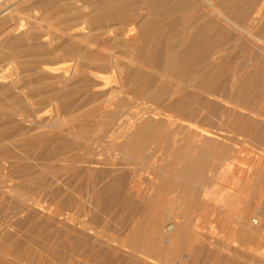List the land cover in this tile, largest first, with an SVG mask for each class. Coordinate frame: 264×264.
<instances>
[{"label":"bare ground","instance_id":"obj_1","mask_svg":"<svg viewBox=\"0 0 264 264\" xmlns=\"http://www.w3.org/2000/svg\"><path fill=\"white\" fill-rule=\"evenodd\" d=\"M78 1L79 0H0V32L2 30H4V28L8 27L11 23L14 24V22H16L15 23L16 28H12L10 26L13 30L11 29V30L7 31V33H5V34L3 33L4 35L2 37H0V53H1L0 64H1V62H3L2 64H5V62L7 61V67L5 66L6 64L3 65L6 68L0 67V74H4L7 71H9V73L15 74V77H12V78H7V79L0 78V92L5 93L8 90L10 91L6 97L0 98V103L2 104V105H0V151H3L2 149H4V150H10L11 149L12 150V148L9 147L12 145L11 147H14V149H15V147H20L21 148L20 150L22 152H27V154H29L31 152L33 153V151H35V150H38V152L39 151L47 152V153L50 152V154H52L51 152H53V154L56 155V158L60 152H62L63 154L67 153V155H68V152L71 153L73 151L74 157L79 158L82 156H86V159L89 158L88 162L92 164V165H90L92 167L95 165H99V164L100 165H107V166H109V165L110 166L111 165L112 166L120 165L121 167H124V170L119 175L117 174L118 176H116L114 174L115 177L113 176V179L110 176H112V173L115 172V167H112V168H114V170L110 169L111 170L110 172L113 171L111 174H110V172H108L107 175H105L106 173L104 174L105 176H108L109 179L107 180V182L105 181L106 184H104L103 190L109 191V193H110V190L114 189V187L116 185L123 184L124 187L126 185L125 188H128V190L135 197L136 201L138 199L139 201H143V205L145 203V205L147 206V208L149 210V211L147 210L148 212H151V210L157 211L156 207H154L155 201L153 202V198L157 194L158 195L163 194V192H161V191H163L162 190L163 187H161V189L159 188L160 193L158 191V193L157 192L154 193L155 195L151 193L150 196H148L146 184H147V181L150 182L151 179H153V178L152 177H151V179H147V178L154 175V174L150 175V173H157L156 177H158V179L160 177H163V176L165 177L166 175H163V174H166V173H164V169L166 170V167L170 166V168L173 167V170L170 169L169 173L172 172L174 177L176 176L175 177L176 179L179 177L178 180H176V179L174 180V178L172 176H171L172 177L171 178L168 175L169 173L167 174L172 179V180H170V182L172 184L171 186L173 187V185H174V187L178 186L179 188H182V192L185 191L187 193V197L189 198V201H191V202H193L195 200L198 201L199 199L197 200V198H196L199 196V195L196 196L198 188L196 189V187H194L193 185L196 182L197 183H199L200 181L202 183L204 182L202 179H203V177L206 176V175L203 176V173H204V170L208 167V163L205 162L207 160L204 161L203 160L204 158L202 159L201 157L200 158L196 157L194 155V151L195 152H198V151H196V148H194V147H192V149H191V147H190L191 145H189L188 142H186V143L184 142L185 144H183V142L180 141L181 140L180 139L179 143L177 141H176L177 142L176 143L175 142L176 139H174L173 137L172 138L174 140L168 139V138H171V137H168L169 135L167 136L168 138L165 137L167 139H165L164 137L163 138L156 137L155 134L159 132V131H157L156 128L158 126L162 127V125H159L157 122L158 126H156V128H154V126L151 125L150 123H146V121H144V118H147L146 120L156 122L155 120L158 121L161 117L159 112L152 111L151 109H149L150 111H143L142 112L140 110V112H139L136 109L139 113L138 112L134 113L135 109L133 110V108H132V111L124 113L125 112L124 110L126 107H124V109H122L123 111L119 110V107H120V105H122L124 103L126 96L121 97V99L118 101V103L114 107H109L112 104L111 99L112 98L114 99L113 96H115L116 93L122 92V90L125 91L124 88H127L126 90H128L130 87V90H131L134 88V86H135V89H133L132 92L133 91L136 92V94L139 95L140 97H148L151 94L156 95V96H159V95L163 96V95H165L163 92L165 90V88L162 85L163 84L165 85V83H167L166 79H168V76L170 79L172 78L171 80H168V81H170V82H168V84H170V83L173 84V85L172 84L169 85V86H172L171 92H174L173 90H175L176 88H177V90L180 91L181 85H182V87H183V85L186 86V84L188 82H189L188 84H190V85L193 84L194 80L197 78L198 75H200V77L202 75V78L199 79L200 81H198V79H196L198 81V83L196 85L194 84V87L197 86L196 88H198L197 91L199 89H200V91L201 90H204V91L205 90H207V91L208 90L209 91L215 90V89H213V82L215 81V79L218 76H220L221 74H223L224 69L228 68L230 70V68H231V66H229V63H226V64L224 63V62H228V61H225V59H224L225 57L223 55V54H225L224 53L225 50L227 51L228 48L229 47L231 48V45H232V43H231V45L228 44L229 40H231V38L229 36L230 30L231 31L233 30L230 28H234V30L237 29V32L239 33V35L240 34L244 35V34H247L249 32H252L250 29L255 27V25L257 23L261 22L262 18L264 17V0H82L83 1L82 3H81V1H80V3H77ZM102 22H108V23L104 24ZM263 23L264 22H262V24ZM116 24L118 26L120 25L121 28H123V27L124 28L122 30L120 29V31H117V30H115V28H120V26L117 27ZM262 24L259 23L258 30H257V28H254L255 31L257 30L258 33H261V36L258 35L259 38L260 37L262 38V31H264V30H261V32H259L260 28L261 29L263 28ZM114 25H116V26H114ZM191 28L193 29V31ZM254 29H252V30H254ZM232 33L233 32H231V34ZM252 33H249V34L252 35ZM233 35H235V34H233ZM253 35L255 36V34H253ZM118 39H122V42L119 41V42H121L119 44L122 45V47H123L121 49H125L127 52H129V54H127V53L126 54L129 56L130 59L129 58L127 59V57L125 56L126 60H129V62L126 61L127 64L122 63L123 64L122 65L121 63H119L120 59H117V52L115 50H113L111 45H110L111 47H108V46H105L104 44L102 45V43H98L96 41V40H99V41H102L103 43L108 42V44H110L109 42L115 43L114 40L118 41ZM243 39H245V38H243ZM256 41H258V40H256ZM263 41H261V43ZM119 44H118V46H120ZM234 44H237V42ZM114 45L115 44H113V47H115ZM116 46H117V44H116ZM262 46L264 47V45H262ZM234 47H236V46H234ZM4 50H9L10 54L9 55H7L6 53L2 54V52ZM124 53L125 52H123L122 54H124ZM227 53H228V51H227ZM230 54H231V52H230ZM13 55H15V56H13ZM232 55H234V54H232ZM122 56H124V55H122ZM235 56H236V54H235ZM125 57H124V60H125ZM231 58L232 57H230V59ZM233 58L231 59L232 61H233ZM238 58H240V57H238ZM67 59H73L74 60L73 61V68L69 72L66 69H64V67L67 64ZM226 59H227V56H226ZM2 60H4L5 62ZM49 60H52L51 62H53V63L51 64L49 62ZM53 60H55V61H53ZM59 60H62V61H59ZM122 60H123V58H122ZM261 60H263V59H261ZM245 62H246V60H245ZM258 63L260 64L261 62L258 61ZM227 64H228V67H227ZM261 64H263V66H264V61ZM225 65H226V68H224ZM241 66H243V65H241ZM258 66H260V65H258ZM173 67L175 68V70H173ZM261 67H260V69H261ZM233 68H234V66H233ZM228 69H227V71H228ZM256 69H259V67L258 68L256 67ZM253 71L257 72V70H253ZM258 71H260V70H258ZM233 72L234 71L232 70V73ZM262 72H264V71L262 70ZM261 73L259 72V75ZM172 74H175L176 76L172 75ZM246 74L244 72V75H246ZM253 75H251V76H253L251 78L253 81L248 79V80L252 81V85H254L255 88H256V86H262L258 82V80L259 81L261 80V79H258V77H259V76H257L258 72L256 73V75L255 74H253ZM262 75H264V74H262ZM203 76H204V78H203ZM248 77L249 76H247V78ZM158 79H160V81L162 82L161 84H158V83L156 84V81ZM262 79H263V77H262ZM165 80H166V82H165ZM172 80L175 82L174 83L171 82ZM163 82H165V83H163ZM235 82H236V79H235ZM235 82L233 81V83H235ZM242 82H243V79H242ZM242 82H240V83H242ZM244 82H245V80H244ZM238 83H237V85H238ZM243 83L241 84L242 86H243ZM256 83H258V85H256ZM248 84H250V83H248ZM248 84H246V85L249 86ZM160 85H161L163 93L161 92V88L159 87ZM131 87H133V88H131ZM187 87H188V85H187ZM211 87L213 90L211 89ZM249 87H252V86H249ZM157 88L159 91H157V93H156ZM163 88H164V90H163ZM171 88L169 90H171ZM182 89H184V88H182ZM186 89H184L185 92H186ZM130 90H128L129 93H131ZM169 90L168 89L165 90L166 95H167V92H170ZM177 90H175V91L177 92ZM248 90H250V89H248ZM134 92H133V94H134ZM122 93H124V92H122ZM198 93H200V92H198ZM212 93H214V92H212ZM118 95H116V96L118 97ZM188 95H189V93H188ZM170 96H171V94H170ZM196 96H198V94H196ZM136 97H134V98H136ZM167 97H169V95ZM251 97H252V95H251ZM159 98L160 97L155 98V99H159ZM162 98L165 99V97H162ZM180 98H182V97H180ZM188 98L189 97L187 96V100H188ZM262 98L264 99V97H262ZM133 100H135V99H133ZM172 100L174 101V99H172ZM178 100H177V102H178ZM139 101H140V99H139ZM158 101H161V100H158ZM180 101H181V99H180ZM185 101H186V98H185ZM192 101H193V99H192ZM148 102H150V101H148ZM175 102L176 101H174V103ZM177 102H176V104L178 106ZM183 102H184V100H183ZM190 102H191V100H190ZM233 102H235V101H233ZM126 103H127V101H125V106L130 105V104L126 105ZM153 103H155V102H153ZM160 103H162V101ZM181 103H182V101L180 102V104ZM184 103H187V102H184ZM184 103H182V104H184ZM188 103H189V101H188ZM231 103H232V101H231ZM59 104H60V106H59ZM242 104L245 105L246 103L244 102ZM87 105L90 107L89 109L81 108V107L87 106ZM186 105L187 104H185V107H186ZM192 105H194V104H192ZM170 106H171V104L169 105V107ZM148 107H150V105ZM148 107H146V108H148ZM179 107H181V106H179ZM182 107H184V106H182ZM190 107H192V106H190ZM55 108H56L58 114L55 115L56 117H55L54 122H56V118L58 116V118H57L58 122L57 123H58V125H61L60 128L64 129L65 132L62 129H60L64 132L63 134L61 133V131L59 132V130H58V132L56 131L57 126L55 128H53L51 126L52 128L50 127V129H45L46 128L45 127L44 128L45 131H40L39 130V129H41L40 127H39V129L37 128L38 130L35 129L36 131L33 130L34 129L33 128L32 131H35L34 133L26 134L29 131L26 132L25 130L29 127L30 124H32V123H29L32 120L31 119L28 120V117L29 118H36V116L37 115L39 116V114L41 117V112H42V114H45V116L49 117L48 114H52L51 112ZM121 108L122 107H120V109ZM60 109H61V111H63V113H64L63 115H62V112H61V114H59ZM78 109H80V111L84 109V111L86 110V112H84L83 114L81 113L82 115L81 114L80 115H75V114L73 115V112L74 111L76 112V110H78ZM143 109L147 110V109H145V107H143ZM184 109H187V108H184ZM188 109L190 111L191 108H188ZM180 110L181 109H179V111ZM120 111H122L124 114L120 115ZM131 116L132 117L137 116V117L132 118V119H134V122H135V118L143 119V122L145 124H143V125L140 124V126H138V123H142V122H141V120L138 122V120L136 119L137 120L136 124L138 127L135 128L136 125L132 124V122H133V120H132L130 123L132 124V126H134V128L130 127L131 124L128 123L129 124V125H127L128 129L125 131L119 132L117 130V127L120 125L122 126V124L125 121H127L128 119L130 120ZM47 117L44 119H47ZM50 118H51V116H50ZM223 118H225V117H223ZM178 119H179V117H178ZM165 120H167V119H165ZM25 121L29 123L28 126L26 125ZM35 121H36V119H35ZM159 122H164V120L163 121L159 120ZM38 124H40V123L38 122ZM125 124H127V123H124V125ZM33 126H35V128H36V125H33ZM33 126H31V128ZM128 126L130 127V129L132 128L133 130L132 129L129 130ZM192 127H194V126H192ZM23 129H24V131H23ZM118 129L122 130L121 128H118ZM123 129H125L124 126H123ZM245 129H246V127H245ZM114 130H117L119 133L117 135H115L117 131H114ZM160 130H163V127ZM166 130H169V128L168 129L166 128ZM170 130H169V132H170ZM198 131L200 134H206L207 138H208V136L211 137L212 139L214 138V136L212 137L207 132H204V129L198 130ZM66 132H67V134L65 135ZM166 132H168V131H166ZM173 132L174 131L172 129L171 134ZM175 132L177 133V131H175ZM69 134H70V136H69ZM197 134H198V132H197ZM158 135H159V133H158ZM211 138H210V141L212 142L213 140H211ZM186 140H187V138H186ZM198 140H199V138H198ZM180 142H182V143H180ZM193 142H194V140H193ZM193 146H194V144H193ZM196 146H198V144H196ZM210 146H211V148H212V146L214 147V145H210ZM193 148H194V150H193ZM215 148H216V146H215ZM215 148H214V150H215ZM222 149H223V147H222ZM223 150H226V149H223ZM223 150H221V152H219V153H221L220 155H222ZM228 150H230V149H228ZM54 151H55V153H54ZM226 152H228V151H226ZM56 153H58V155ZM62 153H60V155ZM215 153L216 152H214V154ZM63 154H62V156H63ZM198 154H200V153H198ZM202 154H203V152H201V155ZM205 154H207V152H205ZM6 155H7V153H6ZM42 155H45V153ZM46 155H48V154H46ZM70 155H72V153ZM70 155H68V157ZM218 155L219 154L217 153L216 156H218ZM157 156H158V159L156 158ZM207 156L209 157L208 154H207ZM225 156L226 155H224L223 157H225ZM20 157H21V155H20ZM27 157H28V155H27ZM160 157L162 159L168 158L167 161L165 159L162 161V159H161L162 162L160 161L161 163L159 164L161 166H159L157 163H155V161L158 162V160H160ZM223 157H221V158H223ZM64 158H65V155H64ZM69 158H71V157H69ZM82 158L84 159V157H82ZM83 159H81V160H83ZM205 159H206V157H205ZM214 159L216 161L217 158L215 157ZM225 159H221V160H225ZM221 160L219 159V161H221ZM211 161H214V160L212 159ZM88 162L86 161V163H88ZM176 162L182 164L181 165L182 167L176 166ZM79 163H81V162H79ZM77 164H78V161H77ZM156 165L158 167H156ZM222 165H223V161H222ZM0 166L2 167V165H0ZM217 166H218V164H217ZM217 166H215V167L212 166V168L214 167V169H215ZM75 167H79V164H78V166L76 165ZM155 167L157 169L154 171L153 169H155ZM18 168H19V166H18ZM11 169H12V166H11ZM14 170H15V168H14ZM104 170H102V171H104ZM167 170H169V169H167ZM167 170H166V172H167ZM209 171H211V170H209ZM81 172H83V171H81ZM207 172H208V169H207ZM225 172H226V170H225ZM0 173L3 174L2 172H0ZM160 173H162L161 176H160ZM91 174H93V173H91ZM109 174H110V176H109ZM148 174L150 176H147ZM211 174L213 176V173H211ZM87 175H89V173ZM101 176H102V174H101ZM101 176H99V177H101ZM87 177H89V176H87ZM91 177H93V176H91ZM12 178H14V177H12ZM90 179H92V178H90ZM160 179H162V178H160ZM165 179H167V178H165ZM88 180H89V178H88ZM164 180L163 181L160 180L161 184L163 182L165 184H167V182H169V179H167L168 181H166V182ZM204 180H205V178H204ZM99 181L100 180H98V182ZM153 181H154V179H153ZM239 181H241V180H239ZM7 182L8 181L3 176L0 175V183L1 184L6 183V185H7ZM81 182H83V181H81ZM88 182H89V184H87V185L90 186V184L92 182L90 183V180ZM100 182H102V181H100ZM237 182H238V180H237ZM150 183H152V181ZM164 183L162 185H159V184H157V185L158 186H166V185H164ZM197 183H196V185H197ZM239 183H241V182H239ZM1 184H0V192L4 188V187L2 188ZM206 184H207V182H206ZM249 184H250V182H249ZM75 185H77V184H75ZM169 185L170 184H168V186ZM201 185H203V184H200V186ZM92 186H94V185H92ZM151 186L149 187L150 189H151ZM168 186H167V188H168ZM197 187H198V185H197ZM80 188H82V187L79 186V189ZM167 188H165V189H167ZM248 188H249V186H248ZM8 189H10V188H8ZM92 189H93V187H92ZM168 189H170V188H168ZM176 189H178V188H176ZM203 190H206V189L203 188ZM4 191H6V193L9 192V190H8V192H7V190H4ZM3 192H1V193L3 194ZM149 192H150V190H149ZM166 192L164 191V194ZM127 193H126V195H127ZM131 193H130V195L132 196ZM152 195H154V196L152 197ZM235 197L237 199V196H235ZM155 199H157V198L155 197L154 200ZM158 199L160 200L161 198H158ZM158 199H157V201H159ZM168 199H169V197H168ZM193 199H195V200H193ZM162 200L159 202L163 203ZM166 200L167 199L164 198V201H166ZM159 202H157V204H159ZM169 202H167L165 204H170L171 202L170 203ZM191 202H189V203H191ZM201 203H202V201H201ZM138 204H139V202H138ZM157 204H156V206H157ZM193 204H194L193 205V207H194L196 203L193 202ZM203 204H206V203H204V201H203ZM160 206H161V204L158 206V208ZM172 206H170V207H172ZM144 207L145 206H143V207L141 206V210H143ZM203 207L205 209V205H203ZM164 208H166V207L164 206ZM198 208H201V204L199 205ZM191 209H192V206H191ZM191 209L189 211L192 213H190L189 215H191V214L193 215L194 213L196 215V213L198 211L194 212V211H191ZM195 209L196 208H194V210ZM204 209H202V210L204 211ZM141 210H138V211H141ZM156 211H155V213H156ZM142 212H144V210ZM136 213H137L136 215L138 216V215H140L139 213H141V212H136ZM180 213H181V211H180ZM145 214H147V213H145ZM157 214H158V212L156 213V215ZM185 214H187V213H185ZM192 215L189 216L192 218V219L190 218L191 219L190 222L188 220L189 217L187 218V220L189 223H191V224L195 225V227H197L196 226L197 223H195V221H194L195 224L193 222H191L192 220L195 219V215L193 216L194 218L192 217ZM141 216L142 215L139 216L140 219L142 218ZM145 216H147V215H145ZM185 216L187 217V215H185ZM200 216H201V214H200ZM133 218H138V217L134 216ZM145 218H148V217H145ZM143 219L144 218H142L141 221L139 220V222H138V220L134 219L138 222V224L134 220L133 221L131 220V222L135 223L136 225L133 224L135 226L132 228L131 232L126 234V236L121 238V239L116 238L117 236L114 237L112 234L111 235L105 234L104 232H103V234L105 235V237L106 236L109 237L107 240H110L111 243L114 242L115 245H116V243L118 244L117 246L126 247L127 251L129 249L132 251L133 254L137 253L136 256L140 254V255H143L142 258L144 256H146V258H150V259L154 260V262L151 261V262H153V264L154 263L155 264H164V263H166V264L172 263L173 264V262H175L178 259H180L182 262V261H184V259H182L183 254L181 253V251L184 248H189V247H190L189 248L190 252L192 250H194L193 248L196 245L193 241V237H191V238L188 237L190 239V241L192 240L191 241L192 244L189 242V239H188V241L187 240L184 241V238H185L184 236H186V233L187 232L191 233L190 230H192V229H188L189 227L191 228V226L187 227V229L189 231H187L186 233L184 232L185 235L183 236V231H186L184 229L186 228V226L189 223L185 224L186 222H184V221H183L184 223L182 222L183 224L178 223V226H179L178 229L176 231H174L173 233L171 232V234L169 235V241H170L169 245L163 246L164 234L160 228V225L157 223L158 221H160L158 219V217L155 216L154 220L153 221L151 220V222L149 220V222L152 223V224L149 223L150 224L149 226L152 225L151 226L152 228L150 227V230L147 229V228H149L148 223H147V225L143 224V222H145L147 219H145V221H143ZM184 220H186L185 217H184ZM140 222H142V223H140ZM145 226L146 227L148 226V227L145 228ZM174 227H176V226H174ZM174 227H173V225H171V226L169 225L167 227V230H172V228H174ZM245 227L243 225V227H241V229L239 228L240 231H238V233H239L238 235H239L240 241H241V244L239 245V247L243 248V251L241 250L242 252H244L246 254H250L251 251H254V249H252V246H251L252 245L251 240L254 239L253 237H254V235L256 236V234L254 233V231L252 232L251 230H249ZM38 229H39V227H38ZM38 229H35V230H38ZM41 231H42V229H41ZM31 232H33L32 229H31ZM37 232H36V234H37ZM99 232H102V230H100ZM193 233H194V231H192V234ZM40 235H42V234H40ZM98 235H100V234H98ZM44 236H46V235H44ZM39 238L40 237H38V239ZM51 238H53V237H51ZM102 238H104V237H102ZM32 239L33 238H31V241H33ZM44 239H45V237H44ZM60 240H62V239H60ZM232 240H234V238ZM37 241H39V240H37ZM37 241H36V243H37ZM44 241L42 243H44ZM183 241L185 243H189L188 244L189 246L187 245L188 246L187 247ZM34 242L35 241H33V243ZM176 244H178V246ZM193 245H195V246H193ZM23 246H25V245H23ZM62 247H63V245H62ZM20 248H22V247H20ZM31 249H30V251H31ZM16 252L17 251H15V253ZM107 253H108V251H107ZM195 253H196V251H195ZM31 254L32 253L30 252V255ZM192 254H194V253H192ZM27 256H29V255H27ZM130 256L134 257V255H132V254ZM196 256H198V255H196ZM139 257H141V256L137 257L139 260H137L136 263H134V264H137V263L138 264H148V263L151 264V262H149L148 259L143 260ZM194 260L196 261V259H194ZM125 263L128 264L127 262H125ZM117 264H119V263H117Z\"/></svg>","mask_w":264,"mask_h":264},{"label":"rangeland","instance_id":"obj_2","mask_svg":"<svg viewBox=\"0 0 264 264\" xmlns=\"http://www.w3.org/2000/svg\"><path fill=\"white\" fill-rule=\"evenodd\" d=\"M80 1H81V3L83 2L82 0H79L77 3H80ZM262 22H264V17L262 18V21L259 23L262 24ZM15 23L16 22H14V24L11 23L8 27L4 28V30H2L0 32V37H2L5 33H7V31L11 30L12 28H16ZM102 23L105 24L108 22H102ZM259 23H257L255 25V27H253L252 29L257 28V30H258ZM116 25H114V26H116ZM119 26L117 25V27H119ZM262 27L263 28L262 29L260 28L259 32H261V30H264V23L262 24ZM123 28H121V26H120V28H115V30L120 31V29L122 30ZM230 29L234 30V28H230ZM252 29H250V30L253 33L249 32V33H252V35L249 33L244 34V35L243 34L239 35V33L237 32V29H235L234 31L230 30L229 36H230L231 40H229L228 44L231 45V43H232V45H231V48L229 47L227 50L229 54L225 50V52H224L225 54H223V55L225 57L224 58L225 61H228V62H224V63L225 64L229 63V66H231L232 69L229 67L230 68V70H229L228 68H226V65L224 66V68H226V69H224V71L225 70L226 71L225 72L223 71V74L218 76L217 77L218 79L217 78L215 79V81H214L215 83L213 82V89H215V90H213L211 87V89L213 91H211V90L210 91L209 90L208 91L207 90H205V91L201 90L200 91V89L197 91L198 88H196L197 86L194 87V84L196 85L198 83V81H200L199 79L202 78V75H201V77H200V75H198L196 78V79H198V81L195 79L193 84H191V85L188 84L189 82L186 84V86L183 85V87H182V85H181L180 91L177 90V88L175 89V90H177L178 93L175 90H173L174 92H171L172 86H169V85H171L172 83L168 84V82H170L168 80H171L172 78L170 79L168 76V79H166L167 83H165L166 82V80H165V82H163V83H165V85L164 84L162 85V86H164L165 90H167V89L169 90L171 88V90H169L170 92H167V95L165 93L166 91L163 88V90H164L163 92L165 94V95L162 94L163 96H161V95L156 96V95L151 94L148 97H140L134 91H133L134 92V94H133L132 90L135 89V86H134V88L131 87L133 89L130 90V87L128 89V90H130L131 93H129V91L126 90L127 88H124L125 91L122 90V92H124L125 94L122 92H118L115 94V96H113L114 99L113 98L111 99L112 104L109 107H114V106H116L118 101L121 99V97L126 96L125 97V101H127L126 105L130 104L131 106L130 105H129L130 107L125 106V101H124V103H123L124 105L123 104L120 105V107H122V108L120 109V107H119V110H122V109H124V107H126L124 110L125 111L124 113L132 111V108H133V110L135 109L134 113L135 112L137 113L138 111L140 112V110L142 112L143 111H150L149 109H151L152 111L159 112V114L161 115L159 120L160 121L164 120V122H159V120L158 121L155 120L156 122H152V121L146 120L147 118H144V121H146V123H150L151 125H153L154 128H156V126H158V124L162 125L163 130H160V129H162L161 126H158L156 128L157 131H159L158 132L159 135H158V133L155 134L156 137H158V138L164 137L165 138L169 135L168 137H171V138H168V137L167 138L170 140L174 138V139H176L175 142L177 141L179 143L180 139H181L180 141H182L183 144L188 142V144L191 145L190 146L191 149H192V147H194V148H196V151H198V152L194 151V155L196 157H198V158L201 157L202 159L204 158L203 159L204 161L207 160L205 162L208 163L209 168L207 167L204 170L203 176L206 175L202 179L204 182L203 183L201 181L199 183L196 182L198 187H197L196 183H194V185H193L194 187H196V189L198 188L200 190L199 191L197 189V195H196V196L199 195L198 197H196L197 200L198 199L199 200L196 201L195 199H193V200H195L193 202L196 203L194 207H193V205H194L193 202L189 201V198L187 197V193L184 190L183 191L185 193L182 192V188L175 186L176 188H178V189H176L174 187V185H173L174 188L171 186L172 185L170 182V180H172L171 178L173 177L174 180L176 179L175 178L176 176L174 177L172 172L169 173L170 169L173 170V167H171V168H170V166L166 167V170L169 169V170H167V172L164 169V173H166V174H163V175H166L165 177L164 176L160 177L163 173L162 172L163 170L161 171L162 173H160L159 177L162 179H160V178L158 179V177H156L157 173H150V175L154 174L153 176H150L149 174L147 175V176H150L147 179H151V177L154 179V181H153V179H151L152 183H150L151 181L150 182L147 181L146 186H147V193H148L147 195L148 196H150L151 193L152 194H154L155 192L158 193V191L161 189V187H163L165 189V188H167L168 184H170L168 186V188H170V189L167 188L164 190L162 188L163 191H161V192H163V194H164V191L165 192L167 191L164 195L163 194H161V195L157 194L155 196L157 199L161 198L160 200L158 199L159 201H161L163 199L162 200L163 203L157 201V199L154 200L155 197L153 198V202L155 201L154 207H156V209H157V211L156 210L155 211H156V213L158 212V214H159V215L158 214L156 215L154 210L153 211L151 210V212H148L149 210H148L147 206L145 205V203L143 205V201H139L138 199L136 201L135 197L128 190V188H125L126 185H125V187L123 184L116 185L117 187L115 186L114 189L110 190V193H109V191L103 190L104 184H106L107 180L109 179V177L105 176V175H107V173L110 172L111 170H114V168H112V167H115V172H113V171H112L113 173L110 172V174L112 173V176H110V174H109V176L112 179H113V176L114 177H115V175L118 176L124 170V167H121L120 165H117V166L116 165H114V166L109 165V166H107V165H100L99 164V165H95L96 167L95 166L92 167V166H90L92 164L88 162V160H89L88 157H87L88 159H86V156H82V157H84V159L82 157H79V158L74 157L73 151L71 152L73 156L70 155L71 153L68 152V155H70L69 157H71V158L68 157L67 153L63 154L62 152H60V153H62L63 156H62V154L60 155V153L58 152L59 155H58V153H56L58 155L56 158V155L53 154V152H51L53 154L52 155V154H50V152L49 153L41 152V151L38 152V150H35V151H33V153L31 152V153L27 154V152H22L20 150L21 149L20 147H15V149H14V147H11L12 146L11 145L9 147L12 148V150L11 149L10 150L2 149L4 152L0 151V157H1L0 158V165H2V167L0 166V172L3 173V174L0 173V175L3 176L8 181L7 185H6V183L5 184L0 183L2 185V188L4 187L1 192H3L4 190H7V192H8V190H9L8 193H6V191H4L5 193L3 192V194L0 192V197H1L0 198V260H1L0 264H102V263L103 264H105V263L106 264H117V263L126 264L125 262H127L128 264L129 263L134 264V263H136L137 260H139L137 258L138 256H141L139 258H141L143 260L148 259L149 262H151V261L154 262V260H152L150 258H146V256H144L143 258H142L143 255H140V254L136 256L137 253L133 254L132 251L129 249L127 251L126 247L117 246L118 245L117 243H116V245L114 244V242L111 243L110 240H107L109 237H107V236L105 237L103 232L105 234H110V235L112 234L114 237L117 236L116 238L121 239V238L125 237L126 234L130 233L132 228L136 225L135 223L131 222V220L133 221L134 219H136L139 222V220L141 221V219L144 218L143 221H145V219H147V220L145 221L146 223L142 221L143 224L147 225V223H148V226H149L150 224H152V223H150L151 220L153 221L155 216H157L158 219L160 220L157 223L160 225V228L164 234L163 246H166V245H169V243H170L169 235L171 234V232L173 233L174 231H176L178 229V227H179L178 223L183 224L184 222H186L185 224H187L192 219L191 217H189L192 215V214L189 215L190 213H192L189 211L191 209V206H192L191 211H194V212L198 211L196 213V215H195V213L192 215V217L195 215V219L191 221L193 223L195 221V223H197V225H196L197 227H195V225L189 223L186 226V228L184 229L186 231H183V236L185 235V233L187 231H189L188 229H192V230H190L191 233L190 232L186 233V236H184L185 237L184 241H186V240L188 241L189 238L193 237V241H194L196 246L193 245L195 247L193 248L194 250H192L191 252L189 251L190 247L184 248L183 250L181 249L182 250L181 253L183 254L182 259H184V261L181 262V260L178 259L175 262H173V264H264V99L262 98V97H264V75H262V74H264V72H262V70L264 71V66H263V64H261L264 61V53H263L264 47L262 46V45H264V41H263L264 40V34H263L264 31H262V38L261 37L259 38V36H261V33H258L257 30L255 31V29L254 30H252ZM192 31H193V29H192ZM231 32H233V33L231 34ZM233 34H235V35H233ZM253 34H255V36ZM242 37L245 39H243ZM256 40H258V41H256ZM96 41L98 43H102V45L104 44L105 46H108V47L112 46L113 50H115L117 52V59H120L119 63H121V64L126 63L127 64V62H129V60H126V57H127V59L129 58V56L127 55V54H129V52H127L125 49H121L123 47H122V45L119 44L122 42V39H118V41L114 40L115 43L109 42L110 44H108V42L103 43L102 41H99V40H96ZM119 41H121V42H119ZM261 41H263V42L261 43ZM236 42H237V44H234ZM113 44H115L114 45L115 47H113ZM116 44H117V46H116ZM118 44L120 46H118ZM234 46H236V47H234ZM232 49L233 50L235 49V50L233 51ZM123 52H125V53L122 54ZM230 52H231V54H230ZM4 53L9 55L10 51L4 50L2 52V54H4ZM232 54H234V55H232ZM235 54H236V56H235ZM0 55H1V53H0ZM122 55H124V56H122ZM225 55L227 56V59H226ZM13 56H15V55H13ZM124 57H125V60H124ZM230 57H232V58L234 57L233 61L231 60L232 58L230 59ZM238 57H240V58H238ZM122 58H123V60H122ZM261 59H263V60H261ZM245 60H246V62H245ZM2 61H4V60H2ZM51 61L52 60H49V62L52 64L53 62H51ZM53 61H55V60H53ZM59 61H62V60H59ZM73 61H74L73 59H67V64L64 67V69H66L68 72L71 71L73 68ZM258 61L261 63L259 64ZM2 63L3 62H1L0 67L6 68L7 67V61L5 62L6 65L2 64ZM3 65H5L6 67ZM232 65L234 66V68ZM241 65H243V66H241ZM258 65H260V66H258ZM227 67H228V64H227ZM256 67L257 68L259 67V69H256ZM260 67H261V69H260ZM227 69L229 72L227 71ZM173 70H175L174 67H173ZM232 70L234 71L233 73H232ZM253 70H257V72H258L257 76H259L258 79H261L260 81L258 80V82L262 86H256V88H255L254 85H252L253 80L251 78L254 76L253 74L256 75V73H257L256 71L254 72ZM258 70H260V71H258ZM244 72H245V74L247 73L248 75L247 74L244 75ZM259 72L260 73L262 72V73L259 75ZM172 75H175V74H172ZM251 75H253V76H251ZM247 76H249V77L247 78ZM12 77H15V74L9 73V71H7L4 74H0V78L7 79V78H12ZM262 77H263V79H262ZM203 78H204V76H203ZM235 79H236L237 83L240 80H241L240 82H242V79H243V82L245 80L244 83L242 82L243 86L241 85L242 83H240V82L237 85V83L235 82ZM248 79H250L252 81H250ZM233 81L236 84L233 83ZM171 82L174 83L175 81L172 80ZM157 83L161 84L162 82L160 81V79H158L156 81V84ZM248 83H250V84H248ZM246 84H248L249 86H252V87H249ZM187 85H188V87H187ZM256 85H258V83H256ZM159 87L161 88V85ZM182 88H184V89L187 88L186 92ZM248 89H250V90H248ZM157 91H159L158 88L156 89V93H157ZM9 92H10L9 90L6 91L5 93L0 92V98L6 97ZM161 92H162V88H161ZM198 92H200V93H198ZM212 92H214V93H212ZM188 93H189V95H188ZM170 94L172 97L170 96ZM196 94H198V96H196ZM116 95H118V97L119 96L120 97L118 98ZM168 95H169V97H167ZM186 95L189 97L188 100H187ZM251 95H252V97H251ZM153 96L154 97L156 96L155 98H158V97H160V98L155 99ZM179 96L182 98H180ZM134 97H136V98H134ZM162 97H165V99ZM185 98H186V101H185ZM191 98L193 99V101ZM133 99H135V100H133ZM139 99H140V101H139ZM172 99H174V101H176V102L179 99L177 102L178 106H177L176 102L174 103V101ZM180 99H181L182 103H184V102H187V103H184V104L181 103L180 104V102H181ZM158 100H161L162 103H160L161 101H158ZM183 100H184V102H183ZM190 100H191V102H190ZM230 100L232 101V103ZM148 101H150V102H148ZM152 101L155 103H153ZM188 101H189V103H188ZM233 101H235V102H233ZM244 102L246 103L245 105L242 104ZM170 104H171V106L169 107ZM185 104H187L188 106L186 105V107H185ZM192 104H194V105H192ZM0 105H2V104L0 103ZM149 105H150V107H148ZM59 106H60V104H59ZM179 106H181V107H179ZM182 106H184V107H182ZM190 106H192V107H190ZM143 107H145V109H147V110H144ZM146 107H148V108H146ZM81 108L89 109L90 107L87 105V106H83ZM182 108L183 109L187 108V109L183 110ZM188 108H191L190 111ZM80 109L76 110V112L74 111L75 113L73 112V115L74 114L80 115L81 113L83 114L84 112H86V110L84 111V109L81 110L82 111L81 112ZM179 109H181V110L179 111ZM122 111H120V115L124 114ZM61 112L63 115L64 113L60 109L59 114H61ZM51 113L52 114H48L49 117L45 116V114H42V112H41V117H40V114H39V116L37 115L36 118H29L28 117V120H30V119L32 120L29 123H32V124L29 125V123L25 121L26 125L27 126L29 125V127L28 128L26 127L27 129L25 130L26 132H28V131L29 132L28 133L25 132V133L26 134H32L36 131L35 129H37V128L39 129V127L41 128V129H39L40 131H45L44 130L45 127H46L45 129H50L51 126L53 128H55L57 126L56 131L58 132V130H59V132L61 131V133L63 134L65 132L64 129L60 128L61 125H58V123H57L58 122L57 121L58 116L56 118V122H54L55 117H56L55 115L58 114L56 108L53 109V111ZM50 116H51V118H50ZM46 117H47V119H44ZM134 117H137V116H133V117L131 116L130 120L128 119L127 121L124 122L127 124L124 125V123H123L122 126L120 125L117 127V130L119 132L127 130L128 129L127 125L131 124L130 122L132 120L134 122V119H132ZM178 117H179V119H178ZM223 117H225V118H223ZM35 119H36V121H35ZM136 119L137 118H135L134 123L132 122L133 125H136L135 128L140 126V124L141 125L145 124L143 122V119H137L138 122L140 120L142 122V123H138V126H137V124H136L137 120ZM165 119H167V120H165ZM38 122L40 124H38ZM157 122H158V124H157ZM132 124L130 127L134 128V126H132ZM33 125H36V128ZM31 126H33V127L31 128ZM123 126L125 129H123ZM192 126H194V127H192ZM130 127H129V130L132 129V128L130 129ZM245 127H246V129H245ZM118 128H121L122 130H119ZM166 128L167 129L169 128V130L171 129L170 132H169V130H166ZM32 129L35 131H32ZM60 129H62L64 132ZM172 129L174 132L171 134ZM203 129H204V132H207L212 137L214 136V138L212 139L209 136L207 138L206 134H200L198 130H203ZM117 130H114V131H117ZM23 131H24V129H23ZM118 131L116 132L115 135H117L119 133ZM166 131H168V132H166ZM175 131H177V133ZM197 132H198V134H197ZM66 134H67V132L65 133V135ZM69 136H70V134H69ZM167 138H165V139H167ZM186 138H187V140H186ZM198 138H199V140H198ZM210 138H211V140H213L212 142L210 141ZM192 139L194 140V142ZM182 142H180V143H182ZM193 144H194V146H193ZM196 144H198V146H196ZM210 145H214V147L212 146V148H211ZM215 146H216V148H215ZM222 147H223V149H226V150H223ZM194 148H193V150H194ZM214 148H215V150H214ZM228 149H230V150H228ZM221 150H223L222 155H220L221 153H219V152H221ZM226 151H228V152H226ZM201 152H203L202 155H201ZM205 152H207L209 157L207 156V154H205ZM214 152H216V153L214 154ZM6 153H7V155H6ZM44 153H45V155H42ZM54 153H55V151H54ZM198 153H200V154H198ZM217 153L219 154L218 155L219 157L216 156ZM46 154H48V155H46ZM223 154L226 155L227 157L226 156L223 157L224 156ZM20 155H21V157H20ZM27 155H28V157H27ZM64 155H65V158H64ZM212 156L213 157L215 156L218 160L216 159V161H215V159H214L215 157L213 158ZM220 156L223 158H221ZM205 157H206V159H205ZM156 158L158 159V156ZM211 158L214 161H211L212 160ZM81 159H83V160H81ZM161 159L162 158L160 157V160H158V162L155 161V163H157L159 165L165 158H163L162 161H161ZM167 159L168 158H166L165 160L167 161ZM219 159L220 160L225 159V160L219 161ZM77 161H78L79 167H75L76 165L78 166ZM86 161L89 164L86 163ZM222 161H223V165H222ZM79 162H81V163H79ZM216 163L218 164V166ZM65 164L66 165L68 164V165L66 166ZM179 164L180 163L176 162V166L182 165V164H180V165ZM11 166H12V169H11ZM18 166H19V168H18ZM159 166H161V165H159ZM212 166H214V167L217 166V167L214 169V167L212 168ZM156 167H158V166L156 165ZM156 167H155V169H153L154 171L157 169ZM14 168H15V170H14ZM207 169H208V172H207ZM102 170H104V171H102ZM209 170H211V171H209ZM225 170H226V172H225ZM77 171L79 173L81 171H83V172H81L79 174ZM88 173H89V175H87ZM91 173H93V174H91ZM211 173H213V176ZM97 174L99 176H101V174H102V176L99 177ZM167 174L170 177L171 176L172 177L170 178ZM87 176H89V177H87ZM91 176H93V177H91ZM12 177H14V178H12ZM88 178L90 180V183L92 182L91 184L94 186H92L91 184H90V186L87 185V184H89ZM90 178H92V179H90ZM165 178L169 179V182H167V184H165L163 182L164 185H166V186H158L157 184H159V185L163 184V183L161 184V181H163ZM178 178L176 180H178ZM204 178H205V180H204ZM167 179H165L164 181L165 182L168 181ZM98 180L102 181L103 183L100 181L98 182ZM237 180H238V182H237ZM239 180H241V181H239ZM81 181H83V182H81ZM206 182H207V184H206ZM239 182H241V183H239ZM249 182H250V184H249ZM75 184H77V185H75ZM200 184H203V185L200 186ZM79 186L82 188L79 189ZM150 186H151V189L149 188ZM248 186H249V188H248ZM92 187H93V189H92ZM8 188H10V189H8ZM203 188L206 190H203ZM149 190H150V192H149ZM125 192L126 193L130 192L134 198L130 195V193L129 194L127 193V195H126ZM159 193H160V191H159ZM154 195H152V197ZM235 196H237V199ZM168 197H169V199H168ZM164 198L167 200L164 201ZM156 201L159 202V204H157ZM201 201H202V203H201ZM203 201L206 204H203ZM138 202H139V204H138ZM167 202H169L170 204H165ZM189 202H191L192 204ZM156 204H157V206H156ZM160 204L162 207L160 206L158 208V206ZM162 204L166 208H164V206ZM200 204H201V208H198ZM140 205L142 207L143 206L146 207V208L144 207V209L142 208L144 210V212H142L143 210H141ZM203 205H205V209H204ZM170 206H172V207H170ZM194 208H196L197 210L196 209L194 210ZM202 209H204V211ZM138 210H141V211H138ZM179 210L181 211V213ZM136 212H141V213H139L140 215H142L141 219L139 218L140 215H138V216L136 215L137 214ZM182 212L184 214L187 213V214H185V215H187V217ZM145 213H147V214H145ZM144 214L147 216H145ZM200 214H201V216H200ZM132 216L133 217L136 216L138 218H133ZM145 217H148L149 219L145 218ZM184 217L186 218V220H184ZM188 217H189V219H188L189 222L187 220ZM136 220H134V221L138 224V222ZM149 220H150V222H149ZM142 222H140V223H142ZM133 224H135V225H133ZM169 225L170 226L173 225V227L174 226H176V227L172 228V230H167V227ZM243 225H244V227L246 226L245 228L251 230L252 232L254 231V233L256 234V236L254 235V237H253L254 239L252 238L253 240H251V242H252L251 246H252V249H254V251H251L250 254H246V253L242 252L243 248L239 247V245L241 244V241H240V237L238 235L239 234L238 231H240L239 228L241 229V227H243ZM151 226H149V228H147L145 226V228L150 230ZM189 226H191V228ZM38 227H39V229H38ZM187 227H189V228L187 229ZM40 228L42 229V231ZM31 229L33 232H31ZM35 229H38V230H35ZM100 230H102V232H99ZM192 231H194L193 234H192ZM36 232H37V234H36ZM40 234H42L43 236ZM98 234H100V235H98ZM44 235H46V236H44ZM38 237H40V238L38 239ZM44 237H45V239H44ZM51 237H53V238H51ZM102 237H104V238H102ZM31 238H33L32 240L35 241L34 243H33V241H31ZM59 238L62 240H60ZM233 238H234V240H232ZM36 239L39 241H37ZM36 241H37V243H36ZM43 241H44V243H42ZM191 241L189 239L190 243H191ZM184 244H186V246H187L189 243L184 242ZM23 245H25V246H23ZM62 245H63V247H62ZM176 245L178 246V244H176ZM20 247H22V248H20ZM30 249H31V251H30ZM15 251H17L16 252L17 254L15 253ZM29 251L32 253L31 255H30ZM107 251H108V253H107ZM195 251H196V253H195ZM192 253H194V254H192ZM131 254L134 255V257L130 256ZM27 255H29V256H27ZM196 255H198V256H196ZM194 259H196V261ZM153 262H151V264H153ZM164 264H166V263H164Z\"/></svg>","mask_w":264,"mask_h":264}]
</instances>
